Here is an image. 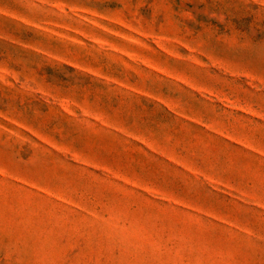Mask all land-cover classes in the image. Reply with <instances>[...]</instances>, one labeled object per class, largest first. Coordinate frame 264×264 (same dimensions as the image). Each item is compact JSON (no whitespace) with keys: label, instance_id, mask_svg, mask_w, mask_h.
<instances>
[{"label":"rangeland","instance_id":"374dc122","mask_svg":"<svg viewBox=\"0 0 264 264\" xmlns=\"http://www.w3.org/2000/svg\"><path fill=\"white\" fill-rule=\"evenodd\" d=\"M0 264H264V0H0Z\"/></svg>","mask_w":264,"mask_h":264}]
</instances>
